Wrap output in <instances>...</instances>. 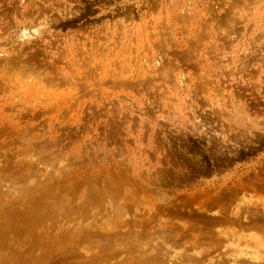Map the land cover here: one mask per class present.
Masks as SVG:
<instances>
[{"label": "rangeland", "instance_id": "374dc122", "mask_svg": "<svg viewBox=\"0 0 264 264\" xmlns=\"http://www.w3.org/2000/svg\"><path fill=\"white\" fill-rule=\"evenodd\" d=\"M0 222V264H264V0H0Z\"/></svg>", "mask_w": 264, "mask_h": 264}, {"label": "bare ground", "instance_id": "6f19581e", "mask_svg": "<svg viewBox=\"0 0 264 264\" xmlns=\"http://www.w3.org/2000/svg\"><path fill=\"white\" fill-rule=\"evenodd\" d=\"M9 164H11V163H9ZM55 186H56V184H55ZM52 188H53V187H52ZM97 191H98V190H97ZM91 194H92V193H91ZM47 195H48V194H47ZM59 197H60V195H59ZM70 197H71V196H70ZM71 199H72V198H71ZM69 200H70V199H69ZM34 201H35V199H34ZM42 201H43V200H42ZM48 201H49V200H48ZM30 202H31V201H30ZM36 202H37V201H36ZM38 203H39V200H38ZM40 204H41V203H40ZM55 205H56V204H55ZM71 205H72V204H71ZM81 205L83 206V203H82ZM33 206H36V205H33ZM40 206H41V205H40ZM49 206H50V205H49ZM42 207H43V206H42ZM42 207H41V208H42ZM77 207H78V206H77ZM34 208H35V207H34ZM34 208H33V209H34ZM41 208H40V209H41ZM45 208H46V207H45ZM45 208H44V209H45ZM73 208H75V207H73ZM79 208H80V207H79ZM122 208H123V207H122ZM256 208H257V207H256ZM27 209H28V208H27ZM30 209H31V208H30ZM35 209H36V208H35ZM67 210H68V209H67ZM71 210H72V209H71ZM73 210H74V209H73ZM11 211H13V210H11ZM28 211H29V212H30V211L32 212L33 210H28ZM46 211H47V209H46ZM69 211H70V210H69ZM37 212H38V211H37ZM49 212H51V211H49ZM53 212H54V211H53ZM33 213H34V212H33ZM66 213H67V212H66ZM168 213H170V212H168ZM118 214H120V213H118ZM5 215H7V214H5ZM23 215H24V214H23ZM30 215H31V214H30ZM179 215H180V213H179ZM1 216H2V215H1ZM116 216H118V215H116ZM36 217H37V216L35 215L34 218L36 219ZM30 218H31V216H30ZM30 218H29V219H30ZM37 218H38V217H37ZM74 218H75V217H74ZM112 218H113V217H112ZM13 219H14V217H13ZM17 219H18V218H17ZM27 219H28V218H26V220H27ZM53 219H55V218H52V220H51L52 222H54ZM2 220H5V217H4V219H2ZM6 220H7V219H6ZM22 220H23V219H22ZM26 220H24V221H26ZM41 220H42V219H41ZM215 220H216V219H215ZM20 221H21V220H20ZM24 221H23V222H24ZM44 221H45V220H44ZM115 221H116V220H115ZM18 222H19V221H18ZM45 222H46V221H45ZM65 222H67V221H65ZM0 223H1V222H0ZM31 223H32V221H31ZM31 223H29V225H31ZM2 224H3V222H2ZM20 224H21V223H20ZM33 224H34V222H33ZM37 224H38V223H37ZM9 225H10V224H9ZM22 225H23V224H22ZM22 225H21V226H22ZM27 225H28V224H27ZM29 225H28V226H29ZM49 225H50V224H49ZM49 225H47V226H49ZM21 226H20V227H21ZM35 226H36V221H35ZM25 227H27V226H25ZM32 227H33V226H32ZM50 227H51V226H50ZM50 227H49V228H50ZM12 228H13V227H12ZM12 228H11V229H12ZM29 228H30V227H29ZM46 228H47V227H46ZM46 228H44V229H46ZM8 229H9V228H8ZM27 229H28V228H27ZM35 229H37V228L35 227ZM51 229H52V228H50V230H51ZM60 229H61V228H60ZM79 229H80V228H79ZM1 230H2V229H1ZM13 230H14V229H13ZM28 230H29V229H28ZM32 230H34V229L32 228ZM83 230H84V229H83ZM89 230H90V229H89ZM14 231H15V230H14ZM35 231H36V230H35ZM42 231H43V230H42ZM46 231H48V229H46ZM46 231H45V233H46ZM1 232H2V231H1ZM3 232H4V230H3ZM9 232H10V230H9ZM11 232H12V230H11ZM33 232H34V231H33ZM33 232H32V233H33ZM20 233H21V232H20ZM20 233H18V234L20 235ZM34 233H35V232H34ZM41 233L44 234V231L41 232ZM8 234H9V233H8ZM14 234H15V233H14ZM23 234H24V232H23ZM35 234H36V233H35ZM37 234H39V233H37ZM37 234H36V235H37ZM43 234H42V235H43ZM59 234H60V233H59ZM59 234H57L56 236H58ZM75 234H76V233H75ZM77 234H78V233H77ZM77 234H76V236H77ZM90 234H91V233H90ZM96 234H97V233H96ZM134 234H135V233H134ZM4 235H5V234H4ZM9 235H12V233L9 234ZM21 235H22V233H21ZM69 235H70V234H69ZM93 235H94V234H93ZM113 235H114V234H113ZM159 235H160V234H159ZM159 235H158V236H159ZM5 236H6V235H5ZM12 236H13V235H12ZM30 236H32V234H31ZM60 236H61V234H60L59 237H57V238L59 239ZM71 236H72V234H71ZM71 236H70V238H72ZM74 236H75V235L73 234V237H74ZM79 236H80V235H79ZM82 236L84 237V235H82ZM161 236H162V235H161ZM161 236H160V237H161ZM13 237H14V236H13ZM35 237H36V236H35ZM35 237H34V238H35ZM37 237H38V235H37ZM54 237H55V236L53 235V242H51V243H53V244L55 245V243H54ZM66 237H67V236H66ZM108 237H109V236H108ZM108 237H107V238H108ZM110 237H111V236H110ZM0 238H1V237H0ZM2 238H3V237H2ZM2 238H1V239H2ZM8 238L11 239L12 237H8ZM15 238H16V237H15ZM29 238H30V237H29ZM32 238H33V237H31V239H32ZM51 238H52V237H51ZM57 238H56V239H57ZM74 238H75V237H74ZM76 238H77V237H76ZM84 238H85V237H84ZM135 238H136V237H135ZM135 238H134V239H135ZM158 238H159V237H158ZM31 239H30V240H31ZM49 239H50V238H49ZM80 239H81V238H80ZM80 239H79V240H80ZM112 239H113V238H112ZM3 240H4V239H3ZM60 240H61V243H62V237L58 240L59 243H60ZM72 240H73V239H72ZM101 240L103 241V238H102ZM31 241H34V239L31 240ZM58 241H56V245H58V244H57ZM134 241H135V240H134ZM13 242H14V241H8L9 244H10V243H13ZM22 242H23V241H20V245H18V247H19V246L21 247ZM69 242H70V241H69ZM69 242H68V245L70 244ZM23 243H24V242H23ZM47 243H48V242H47ZM49 243H50V242H49ZM71 243H72V242H71ZM76 243H77V242H76ZM137 243H138V242H137ZM6 244H7V243H6ZM9 244H7V245H9ZM13 244H15V243H13ZM36 244H37V243H36ZM64 244H66V243H64ZM16 245H17V244H16ZM99 245H100V244H99ZM60 246H61V245H60ZM63 246H64V245H62V247H63ZM65 246H66V245H65ZM73 246H74V245H73ZM15 247H16V246H15ZM53 248L55 249V246H53ZM64 248H65V247H64ZM68 248H69V247H68ZM71 248H72V247H71ZM48 249H49V248H48ZM65 249H66V248H65ZM55 250H56V249H55ZM63 250H64V249H63ZM68 250L70 251V249H68ZM14 251L16 252V250H14ZM49 251H50V250H49ZM58 251H59V250H58ZM72 251H73V250H72ZM15 252H14V254L16 255ZM46 252H47V251H46ZM46 252L44 251V253H46ZM70 252H71V251H70ZM70 252H69V253H70ZM90 252H91V251H90ZM2 253H4V252H2ZM2 253H0V256L2 257V258H0V259H3V260H4V258H5V257L7 258V256L5 255V253H4L5 256H4ZM17 253L19 254V252H17ZM49 253H50V252H48V254H49ZM56 253L58 254L57 251H56ZM67 253H68V252H67ZM81 253H82V252H81ZM96 253H97V252H96ZM98 253H99V252H98ZM42 254H43V253H42ZM84 254H85V253H84ZM2 255H3V256H2ZM7 255H8V254H7ZM11 255H13V254H11ZM11 255H10V257H12ZM44 255H46V254H44ZM44 255H42V256H44ZM50 255H51V254H49V257H50ZM63 255H64V254H62L61 256H63ZM67 255H68V254H67ZM52 256H53V255H52ZM71 256H72V255H71ZM44 257H45V256H44ZM49 257H48V258H49ZM55 257L57 258L58 255L55 256ZM59 257H60V255H59ZM63 257H64V256H63ZM68 257H70V256H68ZM53 258H54V256H53ZM65 258H66V257H65ZM71 258H72V257H71ZM89 258H90V257H89ZM132 258H133V257H132ZM72 259H73V258H72ZM82 259H83V258H82ZM103 259H104V258H103ZM133 259H134V258H133ZM54 260H55V259H54ZM0 261H1V260H0ZM3 262H4V261H3ZM83 262H84V261H83ZM83 262H82V264H83ZM94 263H95V261H94ZM124 263H125V262H124ZM127 263H128V262H127ZM63 264H64V263H63ZM89 264H90V263H89ZM92 264H93V263H92Z\"/></svg>", "mask_w": 264, "mask_h": 264}]
</instances>
